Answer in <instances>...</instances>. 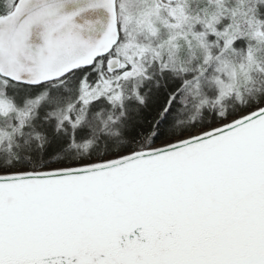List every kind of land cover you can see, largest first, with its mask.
<instances>
[{"label":"snow or ice","instance_id":"1","mask_svg":"<svg viewBox=\"0 0 264 264\" xmlns=\"http://www.w3.org/2000/svg\"><path fill=\"white\" fill-rule=\"evenodd\" d=\"M0 264H264V0H0Z\"/></svg>","mask_w":264,"mask_h":264}]
</instances>
